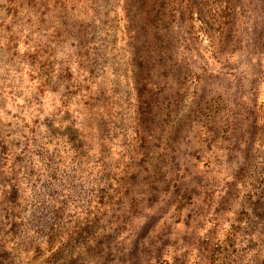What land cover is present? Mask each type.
<instances>
[{"label":"rangeland","instance_id":"1","mask_svg":"<svg viewBox=\"0 0 264 264\" xmlns=\"http://www.w3.org/2000/svg\"><path fill=\"white\" fill-rule=\"evenodd\" d=\"M0 264H264V0H0Z\"/></svg>","mask_w":264,"mask_h":264}]
</instances>
